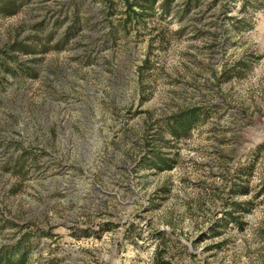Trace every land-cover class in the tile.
Masks as SVG:
<instances>
[{
  "label": "rangeland",
  "instance_id": "obj_1",
  "mask_svg": "<svg viewBox=\"0 0 264 264\" xmlns=\"http://www.w3.org/2000/svg\"><path fill=\"white\" fill-rule=\"evenodd\" d=\"M188 2L132 23L121 0L0 16V51L39 24L80 27L64 51L19 56L37 78L0 73V248L29 240L28 264H264V8ZM193 107L207 119L174 141L165 120ZM148 142L171 170L141 167Z\"/></svg>",
  "mask_w": 264,
  "mask_h": 264
},
{
  "label": "trees",
  "instance_id": "obj_2",
  "mask_svg": "<svg viewBox=\"0 0 264 264\" xmlns=\"http://www.w3.org/2000/svg\"><path fill=\"white\" fill-rule=\"evenodd\" d=\"M126 9L125 14L128 15L126 23L141 22L145 18H153L159 15L162 19L170 16L176 8V0H121ZM200 0H189L186 4L187 8L184 12H189L191 8L199 5ZM27 0H0V16L13 17L18 15L26 6ZM247 3L242 7V13H245ZM256 11L264 8V0H258V3L253 7ZM238 24L245 25V19L237 21ZM241 30L244 27H240ZM80 27L74 22L73 26L68 27L61 36H56L55 31L47 32L44 24L37 25L34 33L27 36L23 41H16L7 46L6 49L0 51L2 61L0 65V73L6 72L12 75H25L31 78H37V72L34 68L28 67L19 61V56H40L48 54L52 51L60 52L67 49L71 41L79 33ZM245 61L239 62L237 66L230 69L224 78L230 81L235 78H243L245 76ZM207 119L206 112L202 107H193L184 110L178 114L167 118L164 122L165 128L169 131L171 138L180 142L188 140L192 137V133ZM163 143H169L164 138H160ZM157 142V140H155ZM146 155L140 159V165L147 170H171L173 160L165 157L161 152L162 147L157 144L151 145L147 143ZM164 148H173L166 147ZM34 158L35 155L31 152H24L23 155L15 162L14 172L20 174L23 172L29 158ZM253 167H251L252 169ZM16 169V171H15ZM248 188L242 187L239 191L240 195L248 194ZM239 207L240 205L237 204ZM240 208V207H239ZM249 212V209L240 208L236 212ZM236 221V217L232 222ZM231 222V221H230ZM243 223H240L242 225ZM243 228V227H241ZM31 243L29 240L19 241L11 245H3L0 248V264H28L31 253Z\"/></svg>",
  "mask_w": 264,
  "mask_h": 264
}]
</instances>
